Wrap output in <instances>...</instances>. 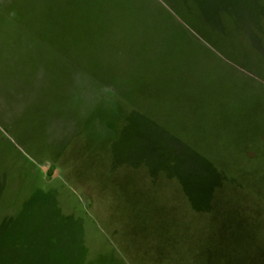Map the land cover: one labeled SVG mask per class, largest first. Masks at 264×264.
<instances>
[{
    "label": "rangeland",
    "instance_id": "1",
    "mask_svg": "<svg viewBox=\"0 0 264 264\" xmlns=\"http://www.w3.org/2000/svg\"><path fill=\"white\" fill-rule=\"evenodd\" d=\"M0 264H264V0H0Z\"/></svg>",
    "mask_w": 264,
    "mask_h": 264
}]
</instances>
